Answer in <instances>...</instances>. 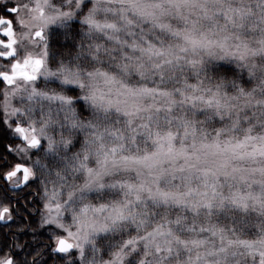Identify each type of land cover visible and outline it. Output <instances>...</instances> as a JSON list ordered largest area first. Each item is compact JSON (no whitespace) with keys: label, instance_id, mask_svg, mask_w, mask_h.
Listing matches in <instances>:
<instances>
[{"label":"clouds","instance_id":"obj_1","mask_svg":"<svg viewBox=\"0 0 264 264\" xmlns=\"http://www.w3.org/2000/svg\"><path fill=\"white\" fill-rule=\"evenodd\" d=\"M5 4L19 8L15 59L38 56L53 75L42 70L34 81L12 84L0 78V121L14 137L7 152L33 173L16 189L31 192L36 221L25 225L31 239L13 234L0 252H18L16 264H112L118 252H126L124 264H261L239 246L214 253L224 247L220 228L233 239L264 237V208L232 202L238 193L264 200V155L240 159L230 147L244 142L240 152L264 151V0ZM41 30L43 38L35 37ZM14 62L0 57V74ZM62 68L74 75L66 79ZM59 96L71 103L53 99ZM17 127L34 129L29 139L39 144L30 147ZM160 137L187 155L161 156L158 168L123 163L156 152ZM141 184L182 193L186 203L128 190ZM45 204L58 206L60 226L43 223ZM61 236L82 252L57 255ZM129 239L139 241L136 254L124 249Z\"/></svg>","mask_w":264,"mask_h":264},{"label":"snow or ice","instance_id":"obj_2","mask_svg":"<svg viewBox=\"0 0 264 264\" xmlns=\"http://www.w3.org/2000/svg\"><path fill=\"white\" fill-rule=\"evenodd\" d=\"M19 8L18 6L14 4H5L0 5V48L6 49V51H0V57H3L5 59V62H11L15 61L14 63H11V72L10 73H4L0 74V78L2 80L7 81L9 84L14 83L16 80L21 79L25 82L34 81L38 78L39 74L42 70L45 71L46 75H53L52 72L45 70V61L44 59L33 56L31 54H28L23 58V60H16V54H17V40L15 38L16 35V28H15V20H16V14L18 13ZM238 15H242V13H237ZM40 16L43 17V11L41 10ZM53 17H47L45 18V23L50 22ZM87 23L90 25L95 24V21L91 18H88ZM96 27L99 29V25H96ZM108 27L114 28L113 25H108ZM35 37L37 38H43V31H37L35 32ZM192 44L200 45L202 43L201 40L192 38L191 40ZM46 54V52H45ZM243 59V56L241 57ZM62 72L66 74L65 78L67 79L69 76L74 75L71 73L69 69H61ZM35 89H33V92L35 93ZM132 91V90H130ZM145 93H150L151 89H144L141 90ZM53 99H58L66 104H70L71 100L67 97L59 96V97H53ZM195 99V97H193ZM16 132L25 139V141L28 143L30 147L37 146L39 144V140L36 136L32 135L31 139H29V136L32 132H34V129L29 130L25 129L23 127H17ZM171 135V134H169ZM255 137H246V141H253L255 140ZM159 140L161 141L160 148L153 153H147L142 157H123L122 161L124 164H141L148 166L150 168H158L160 167V158L161 156H175L176 158H182L187 155V153L178 151L175 148V145L172 144L170 141H168L167 137H160ZM168 143L167 149H164V143ZM244 142H237L236 145L230 146L233 152L238 156L240 159H244L246 157H255L257 151L260 152L261 155H264V151H261L260 145L255 146V150L253 152H240L239 149L244 147ZM205 147L209 148H219L220 145L218 143L216 144H208L205 145ZM163 150V151H162ZM10 153V152H9ZM105 167L107 166L108 160H105ZM115 164L116 162L113 161ZM91 171V170H89ZM32 169L29 168L26 164H23L19 161H16L13 157L12 161L6 160L4 157H0V178L3 179L4 182H6L7 186H11L12 189H16L19 187L20 184L27 185L31 182L32 177ZM99 175V174H97ZM128 190L131 192L133 190H136L137 192H143L147 191L149 195L153 199H159L164 202H168L169 200L176 202L177 204L186 203V201L183 200V194L179 192H168L163 189H159L157 187V190L153 192L151 187H146L145 184L141 185H128ZM137 200L140 199V196L137 195ZM0 221L2 222H8L12 221L14 222L17 218V215H21L25 209H16L12 206V202L10 199L7 198L6 194L0 193ZM249 201L252 202L253 205H258L261 208H264V200H261L259 196H255L253 194H243L238 193L233 197V203L243 209L247 210L249 207ZM45 209L49 212V215L46 216L43 220V223L46 224H52L57 223L58 224L56 215L54 214L58 206H53L51 204H45ZM115 213L117 218H124V209L121 208L119 205L115 208ZM25 225H19L18 230L23 231ZM217 233L219 234V238L224 243V247L220 248L217 252L214 254H227L228 248L239 246L242 249L248 250L250 253L258 254L260 257H262L261 264H264V237H260L258 239L250 240V239H241L237 237L236 239H233L231 236H229L223 228L217 229ZM170 232V229H169ZM72 234L69 233V236ZM84 242L87 243V236L84 238ZM139 243L138 240H132L129 239L125 241L124 249L128 250L130 249L133 254H136V246ZM187 243V242H184ZM196 241H193V244H196ZM4 247H7V242L3 243ZM14 248H19V243L13 244ZM80 247L82 252V246L73 244L70 242V240L65 239L64 237H57L56 242L54 244V251L57 255H63L66 253H70L73 248ZM159 251V249H157ZM19 256L18 252H10L9 254H2L0 252V264H16V258ZM126 252L120 253L118 252L114 257L112 264H124ZM199 259V257H198Z\"/></svg>","mask_w":264,"mask_h":264},{"label":"flooded vegetation","instance_id":"obj_3","mask_svg":"<svg viewBox=\"0 0 264 264\" xmlns=\"http://www.w3.org/2000/svg\"><path fill=\"white\" fill-rule=\"evenodd\" d=\"M14 137H11L9 130L0 121V157H4V153H7L9 159H13L12 154L7 152L6 144L11 142ZM0 193L6 194L7 198L11 200L12 206L16 209H25L21 215H17L14 222H2L0 221V243L7 242L9 239L14 238L12 235L15 234L16 237L21 239H31L32 233L28 232L27 228L24 226L23 231L18 230L19 225H28L29 223H35V217L33 213L29 211L32 207V203L28 202V197L31 196L30 191L18 190L8 188L6 182L0 178ZM27 187V186H26ZM20 193H23L22 195ZM48 260H52V256L48 257Z\"/></svg>","mask_w":264,"mask_h":264}]
</instances>
